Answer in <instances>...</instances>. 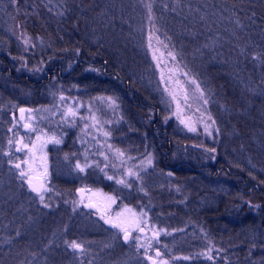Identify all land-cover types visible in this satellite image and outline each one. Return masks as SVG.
I'll use <instances>...</instances> for the list:
<instances>
[{"label":"rangeland","instance_id":"rangeland-1","mask_svg":"<svg viewBox=\"0 0 264 264\" xmlns=\"http://www.w3.org/2000/svg\"><path fill=\"white\" fill-rule=\"evenodd\" d=\"M166 1L173 3L178 14L186 12L194 15V18L189 17V23L193 25L196 22L197 34L203 22V29L206 31L214 29L211 31L214 36L209 40L214 38L215 47L220 45L215 48L216 51L224 44L217 37L227 21L235 34L248 31V20H243L241 16L237 19L235 14L225 8V0L216 2V7L210 8L208 4L200 3L193 8L195 0ZM137 2L138 6L136 4L131 10L137 13L138 18L134 19L129 15V7L120 2L125 11L120 12L119 17L115 15L117 19L114 18L113 22L103 19L102 24H98L91 18L83 23V1L79 0L77 6H74L75 10L82 13L79 16L82 24H78L80 30L77 36L84 42L85 39H90L89 42L98 50L103 47L115 50V56L119 57L117 64L123 65L126 73L134 78V84L143 88L149 98L161 105L164 127L176 128V146L189 144L194 147L198 144L200 158H197L213 163L216 160L213 149L221 142L224 150H230V158L238 160L239 156L233 157L237 150L228 146L226 135L210 119L207 111L213 102L201 64L206 59L208 61L209 33H205L207 36L201 43L194 41L195 36L190 30L185 31L188 43L179 36L175 39L169 33L157 37L158 28L151 29L150 26H155V15L162 13L161 8L151 11L149 18L147 3L142 0ZM185 2L188 6L183 7ZM200 5L207 12H203V16H195L193 9H201ZM100 6L94 12L102 13ZM0 20L2 55L11 62L18 79V82L10 80L7 77V67L0 64V87L9 98L6 111L16 121L0 128V215L6 210L10 215L11 210L16 211V215L1 219L0 227L3 230L12 228V223L17 220L18 223H24L27 231L34 229L36 226L28 224L29 217L32 216L30 212L36 213L39 221L47 222L49 216L52 217L54 212L57 214L55 204H60L63 196H66L70 201L71 197L77 198L78 204L74 206L70 203L68 206L71 212L69 221H73L67 226L64 235L59 227H54L52 232L48 229L42 233L36 232L40 236L36 248L40 250L37 249L33 256L38 257V261L50 258L51 264H153L155 260L156 264H183L185 257L194 254V264H223L217 256L223 254L218 252L223 251L222 243L227 244L224 233L219 231L207 234L203 227L198 228V217L202 218L205 214V220L207 218L208 221L210 215L220 217V211H210L216 205L212 201L210 190L213 185L219 187V190L224 185L207 177L203 179V183L197 179L195 183L193 176L177 180L175 172L159 168V155L147 145L146 136L142 134V128L148 121L136 120L129 114L131 110L123 109L121 90L113 94L106 93L102 88H94L90 81L85 85L82 75L76 83L71 80V86L64 85L60 80L46 81L45 70L48 69L46 67L49 62H53V56L37 58L41 45L34 39L36 36L31 37L27 31H20L16 28V21H12L9 16L0 13ZM185 21L182 18L180 24ZM84 27L87 30H83ZM183 32L184 30L180 33ZM64 38L70 40V34H66ZM51 43L55 41L52 40ZM54 49L55 46L53 49L49 46L48 51L53 52ZM182 50L192 58H197L198 54L199 62L184 67ZM253 51L250 49V52ZM170 52L175 59L169 55ZM203 54L207 56L204 58ZM31 79H43L44 86L32 89L26 81ZM193 80L199 84L203 95L192 83ZM109 97L115 100V104H111L107 99ZM205 100L207 103H204ZM21 107L31 109L26 113L25 123L30 126L27 131L23 130L24 123L18 118L17 111ZM20 139L22 145L18 148L16 141ZM56 140L60 143H56ZM183 140L188 142L184 143ZM134 141L139 143L132 144ZM17 148L20 149L19 152ZM149 158L151 164L148 163ZM16 164L20 167L17 168ZM81 168L84 170L81 171ZM260 168L264 181V169ZM21 171L27 174L23 178L20 176ZM257 171L256 168L253 172ZM129 172L134 174L129 175ZM30 176L43 181L42 194H37L29 186ZM121 180L124 183H119ZM80 188L88 194L84 201H80L77 193ZM152 188L156 189L155 193H152ZM196 190L198 194L205 195L198 196ZM41 195L43 200L40 199ZM193 198L195 201L200 199L197 218L182 219L179 213L183 204L186 200L187 203L194 202ZM170 199L179 202V206L176 205L178 211L167 208ZM91 203L93 206H90ZM81 206L83 214L79 212ZM176 206L173 203L172 209H176ZM134 221L139 222L143 231L134 226ZM116 223L123 224L131 232L127 241L124 239V232L113 227ZM191 225L194 231L191 230ZM255 227L235 234L231 255L238 257L237 264H264V226L262 229ZM154 230L159 232L156 237L153 236ZM73 242L82 245L83 251L71 248L70 244ZM182 243L189 247L196 246L193 250L195 252L181 256ZM157 251L160 256H156ZM149 256L153 259H148Z\"/></svg>","mask_w":264,"mask_h":264},{"label":"trees","instance_id":"trees-1","mask_svg":"<svg viewBox=\"0 0 264 264\" xmlns=\"http://www.w3.org/2000/svg\"><path fill=\"white\" fill-rule=\"evenodd\" d=\"M78 1L0 0V13L9 16L12 21L14 19L18 24L16 28H19L20 31H27L31 37L36 36L34 39L39 41L41 46L43 45L42 48L39 47L37 58L40 59V57L43 58L46 55L53 56V62L50 61L46 67L48 69L45 70L47 76L44 75V79L46 81L51 79L60 80L64 85L71 86L73 84H69V82L73 80L76 83L82 75L83 84L85 85L90 81L94 88H102L106 93L113 94H117L121 90L124 102L123 109L125 111L131 110L129 114L136 120L148 121L146 126L142 128L144 131L142 134L146 136L147 145L151 146L159 155L160 160L157 164L159 168L175 172L177 180L183 178L186 180L193 176L192 179L195 181L197 174H199L202 177L200 178L201 182H203V177H207L219 182V185H224L221 190L216 185H213L212 190L209 189L210 194L213 195L211 197L212 201L216 203L214 210L210 211L211 213L216 210L220 211V217L210 215L208 221L207 218L205 220L204 214L202 218L198 217L200 220L198 228L202 229L201 227H203L207 234L222 231L227 244L222 243L224 246L223 251L218 252L223 254L217 256L218 260L223 264L239 263L237 261L239 260L238 257L231 255L232 250H234L231 244L235 241V234L238 231H248L255 226V229H262L264 226V181L262 180L263 173L260 168L261 166L264 169V0H225V8L230 10L233 15L235 14L237 19L240 16L243 20L246 18L249 24L247 23L248 31L246 33L235 34L229 21L224 23L217 37L218 40H221V43L222 40L224 41L223 49L221 47L218 51L215 48L220 45L218 44L215 47V39L209 40L214 36L211 32L214 29L210 31L203 29L205 22L200 25L202 30L200 29L197 34L196 22L193 25L189 23V17L194 18V15L185 12V14H182L184 17H182L181 13L175 12L171 1L142 0L151 5V11L157 8L162 10V13L155 15L157 21L154 22L155 26L152 24L150 26L151 29L158 28L157 37L160 34L163 37V34L168 35L169 33L175 39L179 36L184 42L188 43L185 31L190 30L193 31V37L195 36L196 40L194 39V41L201 43L207 36L205 33H209L207 38V46L210 51L207 52L209 55L208 61L206 59L201 64L202 71L207 76L206 81L209 84V94L213 102L208 106L207 111H209L210 119H213L216 126L226 135L228 146H233L234 150H237L233 157L239 156L238 160L230 158V150L228 148L224 150L222 148L224 144L220 142L213 151L216 155V160L213 163H211L212 161L205 162L203 159H198L200 158L198 144L194 147H190L188 143V146L184 144L183 146H176L178 136L174 132L176 128L164 127L161 105L149 98L143 88L134 84V78L126 73L127 70L123 65L117 64L119 57L115 56V50L110 51L105 47L98 50L93 43L89 42L90 39H85V42L80 40L77 35L80 30L78 24H82L79 20L82 13L74 9ZM81 1H83V23L91 18V20H96L98 24H102L103 19L113 22V19L116 18L115 15L119 17L120 12L125 11L124 5L120 2L128 6L130 10L133 6L139 4L138 0ZM218 1L220 0H195L193 8L197 7L198 3L208 4V8L210 6L216 7L214 4ZM94 4L101 5L102 13L94 12V9L98 8V6H93ZM110 4L113 6H110ZM202 5H200L201 9H193L195 16H203V12H207ZM182 6L186 7L188 5L185 2ZM181 8L180 6V10ZM129 15L133 16L134 19L135 17L138 18L137 13L133 10ZM182 18L186 21L180 24ZM192 20L194 21V19ZM83 30H87L86 27ZM182 30L184 32L180 33ZM66 34H70L69 39L73 42L64 38ZM52 40L55 43H51ZM218 40L216 41L218 42ZM49 46L51 49L55 46L53 52L48 51ZM46 47L48 49H44ZM133 47L138 50L136 46ZM1 49L0 46V64L7 67V77L18 82L15 69L11 62L2 55ZM250 49L254 51L250 52ZM184 53L185 51L182 50L184 55L182 65L184 67L199 62L198 54L195 53L197 59ZM191 59L194 60V63ZM207 62H209V70L206 68ZM42 80L34 81L31 79L26 81L32 89L37 90L41 89L42 85L44 86ZM8 101L6 91L0 87V128L7 127L13 122L16 123L7 114L6 104H8ZM186 142L188 141H184V143ZM138 143L139 141H134L132 144ZM256 168L258 171L254 173L253 171ZM198 169H200V172H198ZM151 190L152 193L156 191L154 188ZM195 193L200 197L205 195L198 194L197 190ZM71 200L63 196L61 203L55 204L57 214L54 212L52 217L49 216L47 222L39 221L38 215L35 216L36 213L31 211L32 216L29 217L28 224L36 227L29 229V231L24 228L23 222V224L18 223L17 220L12 223V228L3 230L0 227V264H51L50 258H43L38 261V257L33 256L34 252L37 253L36 242L40 238L36 232L42 233L45 229L52 232L54 227H59L60 232L63 235L66 234L67 226L69 227L71 221H73H69L68 216L71 212L68 206L70 203L74 206L78 204L77 198L71 197ZM187 200L183 204L182 211L180 210V217L182 219L186 217L197 218L200 199L190 203H187ZM173 203L175 206H179L176 199L175 201L170 199L167 208L178 211V206H176V209H172ZM52 210L54 211V209ZM79 212L83 214V206H81ZM11 215H16V211L11 210ZM11 215L6 210L1 213L0 220ZM190 228L191 230L194 229L192 225ZM178 244L179 242L176 247H178ZM195 247L194 245L189 247L182 243L180 255L186 256L188 252L194 253ZM187 258L189 259L182 261L183 264L195 263L194 260L196 259L194 258L196 256L194 254Z\"/></svg>","mask_w":264,"mask_h":264},{"label":"snow or ice","instance_id":"snow-or-ice-1","mask_svg":"<svg viewBox=\"0 0 264 264\" xmlns=\"http://www.w3.org/2000/svg\"><path fill=\"white\" fill-rule=\"evenodd\" d=\"M146 7H147V9H148V11H149V14H150L149 18H151V5H150V4H147ZM169 55L172 56L173 59H175V56H174L171 52L169 53ZM154 58H155V57H154ZM184 75H187V73H184ZM192 83L196 85V88H197V89L201 92V94L203 95V90L200 89L199 84H197L195 80H193ZM107 99L111 102V104H115V100H113L111 97H109V98H107ZM173 99H175L174 96H173ZM204 103H207V100H205ZM20 111H21V113H23L25 110H24V109H20ZM190 130L195 131L194 128H190ZM206 130H207V125H206ZM105 135H107V133H105ZM55 142H56V143H60L59 140H56ZM9 144H11V141H9ZM25 147H26V146H25ZM17 150L19 151L20 149H17ZM213 151H214V149H213ZM121 155H122V153H121ZM148 163L151 164V158H149ZM15 166H16L17 168L20 167L19 164H16ZM77 166L79 167V165H77ZM80 170L83 171L84 169L81 168ZM128 174H129V175H133L134 173L129 172ZM26 175H27V174H26L24 171H21V172H20V176H21L22 178L25 177ZM28 183H29V185L32 187V190L35 191V192H37L38 194H40L41 191L43 190V185H40L39 187H37V186H35V185L32 184V178H31V177H28ZM119 183H124V181L121 180V181H119ZM40 199L43 200V195L40 196ZM142 215H146V214H143V213H142ZM106 222L110 223V221H106ZM133 223H134V226H135L136 228L139 229V231H143V228H140V226H139V222H138V221H134ZM113 227L120 228L121 231L124 232V239H125L126 241L129 239V236L131 235V232L129 231V229H128L127 227H125L123 224H120V223L113 224ZM161 231H165V232H166V230H161ZM166 234H167V233H166ZM158 235H159V232H157V231L154 230V231H153V236L156 237V236H158ZM136 239H139V237H137ZM140 246H141V247H144V245H140ZM70 247L73 248V249H79V250L83 251L82 245H80V244H78V243H75V242H73L72 244H70ZM149 247H150V246H149ZM156 256H160V252H159V251L156 252ZM148 259L151 260V259H153V258H152L151 256H149ZM185 259H188V258L185 257ZM209 259H211V257H209ZM153 264H156V261H155V260L153 261ZM165 264H166V262H165Z\"/></svg>","mask_w":264,"mask_h":264},{"label":"water","instance_id":"water-1","mask_svg":"<svg viewBox=\"0 0 264 264\" xmlns=\"http://www.w3.org/2000/svg\"><path fill=\"white\" fill-rule=\"evenodd\" d=\"M20 109H24L25 111H24L23 113H21ZM30 111H31V109H29V108H27V107H21V108H19L18 111H17L18 118L20 119L21 123H24V126H23V130H24V131H27V130H29V128H30L29 124H28V123H25V120H26V113H27V112H30ZM21 145H22V140H21V139H20V140H17V141H16V146H17L18 148H20ZM18 148H17V149H18ZM17 152H19V151L17 150ZM30 177L32 178V184H33V185H35V186H37V187H39L40 185H43V190H42L41 193H40V194H42L43 191H44V183H43V181H42L40 178H38V177H34V176H30ZM28 184H29V183H28ZM29 186H30V185H29ZM30 187H31V186H30ZM31 188H32V187H31ZM77 193L83 196L84 190H83L82 188H80V189L77 190ZM37 194H38V193H37ZM82 196H81V197H82Z\"/></svg>","mask_w":264,"mask_h":264},{"label":"flooded vegetation","instance_id":"flooded-vegetation-1","mask_svg":"<svg viewBox=\"0 0 264 264\" xmlns=\"http://www.w3.org/2000/svg\"><path fill=\"white\" fill-rule=\"evenodd\" d=\"M198 172H200V169H198ZM200 178H202L199 174H197V177H196V179L198 180V182H201L200 181ZM203 178H205V177H203ZM201 183H203V182H201ZM201 188V187H200ZM199 188V189H200ZM83 189V188H82ZM198 190V189H197ZM79 195V197H80V200L81 201H84L87 197H88V194L86 193V192H84L83 193V196L82 195H80V194H78ZM82 196V197H81ZM90 206H93V204L91 203V205Z\"/></svg>","mask_w":264,"mask_h":264}]
</instances>
